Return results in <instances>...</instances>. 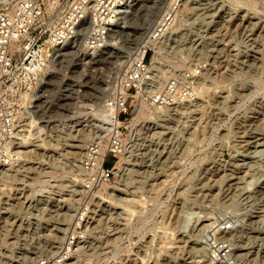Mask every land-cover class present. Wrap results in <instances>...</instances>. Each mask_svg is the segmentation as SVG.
<instances>
[{"label": "rangeland", "instance_id": "rangeland-1", "mask_svg": "<svg viewBox=\"0 0 264 264\" xmlns=\"http://www.w3.org/2000/svg\"><path fill=\"white\" fill-rule=\"evenodd\" d=\"M185 1L169 28L175 40L151 65L160 82L189 73L190 94L146 103L147 116L131 123L132 111L119 119L128 144L101 187L81 186L80 154L137 40L114 38L86 65L61 66L54 131L28 128L14 147L34 148L35 162L15 161L14 148L0 168L14 164L18 188L0 181V264L63 253L59 264H193L201 243L181 240L227 219L240 250L264 255V138L256 129L264 130V0H181L179 8ZM139 101L129 102L136 109ZM31 141L38 145L21 146Z\"/></svg>", "mask_w": 264, "mask_h": 264}, {"label": "built area", "instance_id": "built-area-1", "mask_svg": "<svg viewBox=\"0 0 264 264\" xmlns=\"http://www.w3.org/2000/svg\"><path fill=\"white\" fill-rule=\"evenodd\" d=\"M180 1L170 0L156 22L145 27L143 41L140 37L128 54L118 84L102 99L93 136L84 142L80 154L84 189L106 184L116 158L126 148V122L119 123V119L125 121L134 109L129 101L139 98L152 108L163 107L190 94L189 73L167 75L160 82L151 65L153 55L165 50L169 39L175 40L168 31ZM138 2L0 0V168L31 124H39L40 133L54 131L61 110V66L66 61L86 65L92 57L103 55L117 31L124 29L125 16L140 7ZM110 108L116 109L115 115L109 113ZM108 156L113 158L109 165ZM235 228L227 219L200 231L198 264H264V255L250 256L239 249L240 240L231 234ZM63 254L38 255L24 264H59L66 257Z\"/></svg>", "mask_w": 264, "mask_h": 264}, {"label": "bare ground", "instance_id": "bare-ground-1", "mask_svg": "<svg viewBox=\"0 0 264 264\" xmlns=\"http://www.w3.org/2000/svg\"><path fill=\"white\" fill-rule=\"evenodd\" d=\"M169 2V1H168ZM167 2V3H168ZM166 0H139L138 2V6L140 5V7L137 9H133L130 11V13L125 16V18L123 19V26H124V29H120L117 31V34L114 35V37H117L116 39H123V40H128L130 38H133L135 40H140V37L143 41V31L146 29L145 27H147V25H151L152 23H155L156 20L159 18L160 14L162 13L161 11H163V9L166 8ZM165 4V5H164ZM182 7L181 8H178L177 10H175L174 12V17L176 15V20H178V17L179 15L181 14V12H183V10L186 9V1L182 3ZM164 6V7H163ZM175 21H174V24H175ZM144 24H146V26H144ZM176 26V25H175ZM175 26H172L171 28H175ZM169 32V31H168ZM199 38V37H198ZM197 38V39H198ZM179 39V38H178ZM111 43L113 42L112 40L110 41ZM155 48V47H154ZM216 55V54H215ZM201 88V87H200ZM191 90V89H190ZM192 91V90H191ZM197 92V91H196ZM190 93V92H189ZM145 109H148V105L146 104V102L144 101H139V105L137 106L136 109H133L132 112H131V117L129 119V123L133 122L134 120H138V118L140 116H147V112H145ZM109 113H116V109L115 108H110L109 109ZM120 123V122H119ZM93 124V123H92ZM32 127L31 130L33 131L34 134H37L38 133V129L39 128H36L35 127V124H31ZM258 129L259 131L257 132L258 134H261L260 137L261 138H264V130H262L261 128H256ZM32 133V132H31ZM25 135V134H24ZM23 135V136H24ZM30 135V134H29ZM33 135V134H32ZM34 136V135H33ZM255 136V135H254ZM25 137V136H24ZM36 138V136H35ZM22 139V138H21ZM40 138H36V141H38ZM33 141V140H32ZM27 142L25 144H22L21 146H29V145H38L37 143H34V142ZM252 142L250 141H247V145L248 144H256V145H260L261 143L259 142V140H251ZM37 148V147H35ZM39 148V147H38ZM15 152L16 155V160L18 161H22V160H26V162H35L33 160H29V157L32 156L31 152H34V148H29V149H19L18 150L16 149V151H13ZM253 152H257V150L253 151ZM259 152V151H258ZM256 154V153H255ZM117 164H118V160L116 161L115 165L113 166V169L117 167ZM14 164H11L10 166H8L7 168H5L4 171H2L3 169H1L0 171V181H1V184L3 185H9L11 184V186H8L9 189H11V192L14 193L15 189L17 188L16 186H12L13 184L17 183V182H13L11 181V179H13L15 177V174L11 173L10 172V169L12 168ZM17 165V164H16ZM13 177V178H12ZM241 177V176H240ZM231 178H236V177H231ZM237 179V178H236ZM233 180V179H232ZM22 181V180H21ZM233 182V181H232ZM231 184H234V183H237L236 181L233 182ZM230 185V184H229ZM108 187V186H107ZM111 187V186H109ZM18 189V188H17ZM232 189V188H231ZM262 193H264V189H262L261 191ZM38 195V194H37ZM130 199V198H129ZM183 213V212H182ZM258 214V213H257ZM264 214V213H262ZM186 219V218H185ZM262 221V220H261ZM8 222V221H7ZM11 222V221H10ZM43 222V221H42ZM11 225V223H10ZM20 225V223H19ZM204 227V225H202ZM253 227V226H251ZM257 228V227H255ZM200 229V228H199ZM203 229H201L202 231ZM257 230V229H256ZM255 229H254V233H255ZM260 233V232H259ZM188 234V233H187ZM193 234V233H192ZM200 235V233L198 232H195L193 235H194V238H191L189 240H186V239H183L181 241H187V242H192V243H195V244H200L201 243V239H199L197 236ZM189 235V234H188ZM192 235V237H193ZM190 236V235H189ZM253 236V235H252ZM187 237V236H186ZM259 237V236H258ZM256 238V235L251 237L250 240H252V244L254 243V240ZM257 240V239H256ZM257 241H260L259 243L257 242V245L259 247L258 250L262 253H264V235L260 236V238H258ZM248 243V242H247ZM246 243V244H247ZM195 248V247H193ZM201 248V247H200ZM199 249V248H196V250ZM256 254V252H255ZM31 258H29L30 260ZM28 260V261H29ZM31 261V260H30ZM29 261V262H30ZM191 263L192 262H199V260H196V259H193L190 261ZM193 263V264H194Z\"/></svg>", "mask_w": 264, "mask_h": 264}]
</instances>
